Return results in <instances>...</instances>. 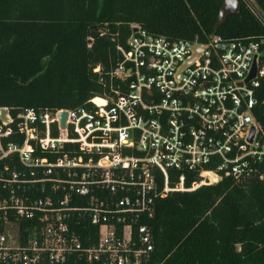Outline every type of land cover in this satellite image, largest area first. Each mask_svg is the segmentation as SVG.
I'll list each match as a JSON object with an SVG mask.
<instances>
[{
    "label": "built area",
    "instance_id": "obj_1",
    "mask_svg": "<svg viewBox=\"0 0 264 264\" xmlns=\"http://www.w3.org/2000/svg\"><path fill=\"white\" fill-rule=\"evenodd\" d=\"M241 2L261 33L191 40L132 24L104 95L14 116L3 106L0 264H143L152 239L142 219L158 197L224 175L264 179V129L252 112L264 7ZM91 70L101 80L99 64ZM185 172L195 176L188 185Z\"/></svg>",
    "mask_w": 264,
    "mask_h": 264
},
{
    "label": "trees",
    "instance_id": "obj_2",
    "mask_svg": "<svg viewBox=\"0 0 264 264\" xmlns=\"http://www.w3.org/2000/svg\"><path fill=\"white\" fill-rule=\"evenodd\" d=\"M239 1V13L214 27L221 0H0V106L14 116L26 106L70 108L104 95L105 72L120 58L115 45H125L132 24L191 40L213 32L224 38L261 33ZM95 64L101 80L91 70ZM263 97L261 82L252 112L264 129ZM178 172L169 171V183ZM194 177L185 172L184 184ZM142 222L152 239L143 264H264V179L224 175L171 191Z\"/></svg>",
    "mask_w": 264,
    "mask_h": 264
},
{
    "label": "water",
    "instance_id": "obj_3",
    "mask_svg": "<svg viewBox=\"0 0 264 264\" xmlns=\"http://www.w3.org/2000/svg\"><path fill=\"white\" fill-rule=\"evenodd\" d=\"M240 11L239 0H221V3L218 7V11L214 20V27H217L220 23L224 21L227 15L236 14ZM136 26H133L132 31L135 30ZM254 74V64L252 62L250 70L246 76V79L251 77ZM5 108L0 106V116H3ZM59 116V125L62 126L64 122L65 110H62L58 113Z\"/></svg>",
    "mask_w": 264,
    "mask_h": 264
}]
</instances>
